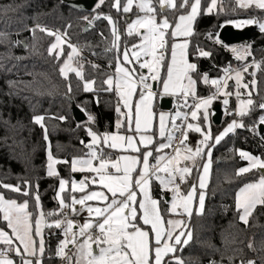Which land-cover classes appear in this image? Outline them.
<instances>
[{
  "label": "snow or ice",
  "instance_id": "obj_1",
  "mask_svg": "<svg viewBox=\"0 0 264 264\" xmlns=\"http://www.w3.org/2000/svg\"><path fill=\"white\" fill-rule=\"evenodd\" d=\"M217 2L218 0H207L206 12L212 13L217 8ZM220 2L222 4L223 0ZM104 3L105 0H98L97 7ZM238 3L242 8L255 5L264 9V0H238ZM201 5L202 0H180L179 6L177 0H155V2L154 0H123V3L122 0H113L112 7L118 12L130 13L133 7L137 9L134 13L136 18L127 23L126 33L129 36L140 37V43L131 47L125 45L121 51L117 22L111 16L103 17L112 25V46L106 50L116 53V67L114 73L107 74L101 81L99 90L115 92L118 95L122 103L117 104L116 111L123 119L117 120L116 133L97 134L91 127L86 129L90 142L85 144L81 141V143L85 144L89 152L85 157L74 158L71 161V171L88 172L93 175L86 176L78 182L72 181L67 202L60 194L65 192L69 180L60 178L59 211L46 213L40 207V196L36 192L33 199L37 211L36 218L33 219L34 214L28 210L27 200L18 202L16 199L6 198L0 192V214H2L0 220L4 222V227L0 228V264H44L45 228L61 230L63 239L59 240L55 255L66 261V264H185L184 259L177 253L182 252L189 244L192 233L188 230L184 219L166 220L165 215L161 213L160 205L162 202L169 204L170 207L167 209L169 215L187 217L189 220L193 215L194 206L197 214H202L205 206L204 189L207 186L206 180L211 165V148L237 128L246 127L242 121L234 119L219 135L215 137L211 135L209 108L217 98V94L222 93L227 87L228 79L233 77L230 75L231 69H225L224 78L209 81L207 74L200 76L197 73L196 63L189 62L191 43L189 38L194 34L193 24L201 14ZM184 9L187 11H183ZM170 10L180 14L170 20L169 16L165 15ZM95 18L100 19V14ZM84 19L88 20V17ZM88 22L92 23L91 20ZM229 23L235 22L229 21ZM242 23L257 24L264 32V20L248 19ZM140 29L145 31L141 33ZM40 30L47 31L48 35L55 37V42L50 45L48 51L50 55L55 52V58L59 60L63 55L61 44L67 41L63 40L61 34L44 28ZM3 35L0 33V36ZM63 36H67V33H63ZM209 39L222 43L218 36L212 34H209ZM68 47L71 51L60 67V73L66 79L69 73H75L82 81L85 92L96 91V80L85 79L82 62L84 58L80 55V49L71 43H68ZM231 50L237 54V59L245 58L240 55L241 50L236 48ZM243 51L247 54L248 47ZM191 55L209 57L211 52L193 45ZM74 63L76 66H73ZM125 64L130 67H126ZM247 67L249 66L246 65L235 74L236 91L223 92L225 96L237 97L239 108L236 115L240 117L249 115L256 108L264 110V101L256 103L252 99L251 91L243 93L247 98L241 99L242 93L239 89L242 72L247 71ZM256 67L258 68L259 65L257 64ZM92 68L98 69L99 65L93 64ZM138 69H147L148 72L144 73ZM162 70L163 78H161ZM193 74L199 76L204 83L210 82L216 86V92L208 97L197 96V79H194ZM150 81H160L163 95L177 96L180 101L179 106L187 107L191 111L177 110L174 116L164 112L155 113L152 102L157 93L153 91ZM250 83L255 85L256 81ZM138 87L141 89L139 93H137ZM242 87L248 89L249 85L245 83ZM134 97L135 103H133ZM189 97L193 100L192 104L188 103ZM223 103L227 105L228 99H224ZM121 108L125 111L121 112ZM189 116L192 121L198 123L188 122ZM57 118L67 119L65 116ZM44 119L45 117L40 115L34 117L35 123L44 128L45 140H47ZM87 119L89 122L95 121V117L91 115ZM177 119L182 120L183 123L176 124ZM154 120L156 132H153ZM199 121L208 125L207 130L201 127ZM261 126H264V115L252 125L251 130L255 133ZM121 128L131 134H121L119 132ZM190 131L201 133L203 136L195 150L186 143ZM177 132L180 133L179 137L176 136ZM157 135L164 142L159 143L155 149L158 155L153 156V151L147 150V146L154 143ZM209 141H212L211 145ZM101 143L111 149L131 150L138 155H120L113 159L112 156L104 154L99 147ZM138 144L144 145L145 151L141 152ZM169 148L172 152L166 153L164 150ZM239 155L250 163L247 167L238 169L237 175L249 173L253 169L264 170V160L243 150L239 151ZM198 157H206L207 163L202 169H197L200 172L197 182L190 185L186 192H182L181 183H187V178L191 176ZM150 158L153 163L149 162ZM48 159L49 176H59L55 164L69 163L54 159L50 148ZM97 161L98 163L94 164ZM182 161L192 163L182 164ZM153 180L161 186V193L164 191L172 193L170 199L153 198L151 195ZM177 180L180 183H177ZM91 184H98L103 190L86 191ZM0 187L22 193L24 196L29 195L26 190L22 192L20 186L2 184ZM198 189L199 194H197ZM75 192L83 195L77 198L72 195ZM90 201H99L102 204L93 205L89 203ZM235 204L239 219L247 224L256 206L264 205V171L255 181L239 187ZM77 205L80 207L77 208ZM65 209L67 211H64ZM82 211L87 212L89 219L80 224L72 217L78 216ZM48 217L56 218L49 220ZM69 244L73 246L72 255L66 252ZM14 257H18L19 260ZM211 264L216 262L212 261ZM241 264L245 262L241 261ZM247 264H255V262L248 261Z\"/></svg>",
  "mask_w": 264,
  "mask_h": 264
},
{
  "label": "trees",
  "instance_id": "obj_2",
  "mask_svg": "<svg viewBox=\"0 0 264 264\" xmlns=\"http://www.w3.org/2000/svg\"><path fill=\"white\" fill-rule=\"evenodd\" d=\"M179 3L180 0H177L178 6ZM206 3L207 0H202L201 14L196 18L194 34L189 38V59L197 64L200 76L207 74L209 78L217 79L223 76L227 67L236 65L240 68L244 63L235 58L226 44L209 39V34L218 36L224 25L231 24L229 21L263 17L264 9L254 6L242 8L236 0H223L221 6L209 14L205 9ZM112 4L113 0H105L99 7L96 5L93 10L84 12L67 0H0V33L4 34L0 36V185L20 186L22 192L26 190L29 195L24 196L3 187H0V191L8 198L27 200L29 211L34 214L33 219L37 211L33 199L36 192L40 196V207L46 213L59 211L56 193L60 178L70 179L73 175L71 161L89 152L85 147L90 142L86 129L91 127L98 134L115 130L119 117L116 111L119 97L115 92L99 90L101 81L107 74L113 73L104 65L111 62L116 67V53L106 50L112 46V25L103 17L111 16L117 22L121 50L125 45L131 47L137 44L140 37L127 35L129 14L118 12ZM97 14H100V19L95 18ZM165 14L171 20L180 13L170 10ZM84 17L92 21L89 30H85L89 22ZM41 28L66 32V37L71 40L66 39L68 43L83 44L86 52L100 61L99 68L93 69V61L82 55L85 79L96 80V91L85 92L82 81L75 73L68 74L67 79L60 73L59 69L69 52L68 44L57 60L55 53L50 55L48 51L55 37L41 31ZM247 42L251 46L250 66L259 65L255 75L256 89L252 94V99L259 103L264 101V35L253 32L252 39ZM193 45L211 52V56L191 55ZM193 76L197 79L198 96L208 97L215 93L213 85L204 83L196 74ZM252 77V73H247L245 80L249 81ZM159 86L160 82L157 84ZM218 103L221 100L216 98L215 104ZM73 104L80 107L87 117L94 116L95 121L89 122L87 119L77 122L72 111ZM232 109L233 100L229 105V110ZM38 115L45 117L43 124L47 128V140L44 128L34 121ZM261 115H264V110L256 108L249 115L239 116V121L249 127ZM59 116L67 119L60 120L57 118ZM232 120L231 114H227L220 125L212 120V136L219 135ZM48 148L57 160L69 162L58 163L59 176L47 174ZM103 150L105 155L115 156V152L109 148ZM240 150L264 158L263 143L245 128L229 133L211 148L212 168L205 189L204 210L202 214L193 212L188 219L192 240L182 252L177 253L185 264H211L212 261L216 264H241V261L245 264L248 261L264 264V205L255 208L247 224L239 219L236 211L235 197L239 187L255 181L260 175L258 171L237 175L238 169L246 164L239 155ZM205 159L201 157L197 161L187 183L181 186L182 192L197 182L200 175L197 169H202ZM69 193L70 190L64 193L66 201ZM152 193L157 199H170L169 192L161 193V187L155 180L152 182ZM168 207L167 203L160 205L165 217L169 216ZM55 218L48 217L49 220ZM0 226H4L1 220ZM44 235V264H59L55 249L59 240L63 239L61 230L45 228Z\"/></svg>",
  "mask_w": 264,
  "mask_h": 264
},
{
  "label": "rangeland",
  "instance_id": "obj_3",
  "mask_svg": "<svg viewBox=\"0 0 264 264\" xmlns=\"http://www.w3.org/2000/svg\"><path fill=\"white\" fill-rule=\"evenodd\" d=\"M237 1V3H238V0H236ZM239 4V3H238ZM219 6H221V2H220V0H218V2H217V8L216 9H214L213 10V12L214 11H216L217 9H218V7ZM254 7H256L255 5H253ZM258 8V7H257ZM136 11H137V9L135 8V7H133V11L132 12H130V13H128L129 14V16H128V21H127V23L128 22H130L132 19H135L136 17H135V15H134V13H136ZM166 15V14H165ZM243 21H245V20H238V21H233V22H235V23H231L232 25H234L236 28H243V26L244 25H246V24H244V23H242ZM127 23H126V28H127ZM145 30L144 29H140V32L141 33H143ZM56 33H58L57 31H56ZM59 34V33H58ZM65 36H62V38H63V40L64 41H67L65 38H64ZM139 37V36H138ZM181 39H183V38H181ZM55 42V41H54ZM53 42V43H54ZM138 43H140V39H139V42ZM137 43V44H138ZM68 44V42L67 43H62L61 44V47L63 48V50H64V47L66 46ZM250 46V44L248 43V42H244V43H242V44H237V45H227V48L228 49H230V51L234 54V56H235V58L237 59V54L236 53H234L231 49L232 48H236V49H239V50H241L240 51V55H242V56H244L245 58L244 59H238V60H240L241 62H243L244 63V66L243 67H240V68H238L236 65L235 66H229V67H227V68H229V69H233V72L231 73V76L233 77V79H228V81H227V87L225 88V89H223V91H222V93H220L219 95H221V98H220V100H221V103L220 104H222L223 103V101H224V97H226L224 94H223V92H235L236 91V88H235V79H234V77H235V74H236V72L238 71V70H241V69H243L246 65L247 66H249V67H247V71H244V72H242V79H241V88L239 89L240 90V92L242 93V95H241V99H246L247 97L246 96H244L243 95V93H245V92H247V91H251L252 92V94H253V91L256 89V84H257V82L255 83V85H253V84H251L250 83V81H253V80H255L256 81V77H255V75H256V71H257V67H256V64H253V67H251L250 66V63L251 62H249V57H251V46ZM245 47H248V53L246 54L244 51H243V49L245 48ZM123 50V49H122ZM121 50V51H122ZM70 51H71V49L69 48V52H68V54L70 53ZM55 53V52H54ZM67 54V55H68ZM67 55L65 56V58H64V61H65V59H66V57H67ZM80 55H81V53H80ZM81 57H82V55H81ZM144 59V57H142V60ZM63 61V62H64ZM83 62V61H82ZM83 64H84V62H83ZM73 66H76V64L74 63V65ZM125 66L126 67H130L129 65H127V64H125ZM137 68H138V66H136ZM226 68V69H227ZM138 71H141L140 69H138ZM247 73H252L253 74V77L249 80V81H246L245 80V75L247 74ZM70 74V73H69ZM225 77V75L223 74V76L222 77H220V78H217V80H220V79H222V78H224ZM209 78V77H208ZM195 79V78H194ZM216 79V78H215ZM211 80H213V79H211V78H209V81H211ZM245 83H248V85H249V87H248V89H244L243 87H242V85L243 84H245ZM209 84H211L210 82H209ZM212 85V84H211ZM232 85V86H231ZM214 86V85H213ZM215 87V92H216V86H214ZM196 94H197V84H196ZM197 96H198V94H197ZM216 100V99H215ZM215 100H213V103H212V105L210 106V108H209V122H210V128H211V135H212V125H213V122H212V116L214 115V113H215V111H214V108H215ZM232 100H233V102H234V106H236L237 107V111H238V108H239V101L237 100V97L235 96V95H232V97L230 98V99H228V101H229V105L231 104V102H232ZM224 104V103H223ZM177 110H179L177 107H173L172 108V110H170L171 111V113H172V115L174 116V114H175V112L177 111ZM234 109H232L231 111L229 110V108L226 110V112H225V114H224V117L227 115V114H231L232 113V111H233ZM180 111V110H179ZM199 115V114H198ZM233 116V115H232ZM234 117V116H233ZM234 119V118H233ZM179 119H177L176 120V123H177V121H178ZM233 121V120H232ZM231 121V122H232ZM188 122H191V123H198V121H192L191 120V117L189 118V120H188ZM231 122H229L228 124H230ZM199 123H200V125H201V127L202 128H204L205 130H207V127H208V125H206V124H204L202 121H199ZM228 124L225 126V128L228 126ZM224 128V129H225ZM223 129V130H224ZM223 130H222V132H223ZM98 134V133H97ZM156 137H158V135L156 136ZM213 137V136H212ZM201 139H203V136H202V134L201 133H197V132H194V131H190L189 133H188V141L186 142L193 150H195V148L198 146V144H199V141L201 140ZM161 142H164L163 140L161 141ZM209 144L211 145L212 144V141H209ZM105 146V145H104ZM99 147L103 150L104 148H103V144L101 143L100 145H99ZM104 151V150H103ZM205 151H207V149H205ZM243 151H245V152H248V153H250L251 155H253V156H256V157H258V158H260L261 160H264V158L263 157H261V156H258V155H255V154H253V153H251V152H249V151H246V150H243ZM48 153H49V148H48ZM52 154V153H51ZM52 156H53V154H52ZM85 157V156H84ZM53 158L54 159H56L54 156H53ZM78 158V157H77ZM242 158V157H241ZM199 159H201V157H198L197 159H196V161H195V164L197 163V161L199 160ZM243 159V158H242ZM243 160H245V159H243ZM246 161V164L243 166V167H247L248 165H249V161H247V160H245ZM49 159H47V170H48V164H49ZM95 163H98V161L97 162H94V164ZM182 164L183 163H189V164H191L192 162L191 161H182L181 162ZM205 163H207V158L205 159V162H204V164ZM203 164V165H204ZM54 167H55V169H56V171L58 172V164H55L54 165ZM211 168H212V159H211V165H210V169H209V176H208V178H207V180H206V185L208 184V181H209V179H210V173H211ZM242 168V167H241ZM252 171H258L260 174H261V172L262 171H264V170H260V169H253ZM251 172V171H250ZM82 175V177L80 178V179H78L77 177H75V175ZM93 174L92 173H88V172H73V175H72V177L70 178V179H66V180H69V184L68 185H66L65 186V192L67 191V190H69L70 188H71V183H72V181H80V180H82V179H84V177H86V176H88V177H90V176H92ZM63 179H65V178H63ZM177 183H180V181L179 180H177ZM181 186H182V183H181ZM161 187V186H160ZM58 190H59V187H58ZM58 190H57V193H56V198H57V200H58ZM92 190H97V191H100V190H103L102 189V186H100V185H98V184H91L90 185V187L88 188V189H86V191H92ZM199 189H198V191H197V194H199ZM204 191H205V189H204ZM1 192V191H0ZM64 192V193H65ZM64 193H61L60 195H62L63 197H64ZM79 194L78 195H76V194H72V195H75L77 198H79L81 195H83L82 193H80V192H78ZM151 195L153 196V194H152V185H151ZM171 195H172V193L171 192H169V196H170V198H171ZM6 197V196H5ZM6 198H8V197H6ZM65 198V197H64ZM138 198H139V194H138ZM153 198H155L154 196H153ZM9 199H13V198H9ZM17 200V199H16ZM18 201V200H17ZM18 202H23V201H18ZM67 202V201H66ZM90 204H93V205H97V204H102V202H99V201H90L89 202ZM258 206V205H257ZM256 206V207H257ZM76 207H80L79 205H77ZM169 207H170V205H169ZM168 207V208H169ZM29 210V209H28ZM193 212H197V210H196V208H195V206H194V208H193ZM79 215H83V220H84V222L87 220V219H89V217H88V214H87V212L86 211H82ZM0 216H2V214H0ZM169 218H172V219H176V218H181V219H184L185 221H186V225H187V228H188V230H190L189 229V225H188V218L187 217H176V216H172V215H169L168 217H165V219L167 220V219H169ZM249 219H250V217H249ZM249 219H248V221H249ZM2 221V220H1ZM4 226H0V228H3ZM145 227H147V226H145ZM7 230V229H6ZM10 231V230H9ZM191 231V230H190ZM192 233V232H191ZM93 248L95 249V246L93 245ZM15 258V257H14ZM16 259V258H15ZM17 260V259H16ZM19 260V259H18ZM17 260V261H18Z\"/></svg>",
  "mask_w": 264,
  "mask_h": 264
},
{
  "label": "water",
  "instance_id": "obj_4",
  "mask_svg": "<svg viewBox=\"0 0 264 264\" xmlns=\"http://www.w3.org/2000/svg\"><path fill=\"white\" fill-rule=\"evenodd\" d=\"M67 2L74 6L76 9L84 12H89L95 8L98 4V0H67ZM91 29V24L87 23L85 30ZM254 27L249 25L243 28H236L232 24L224 25L219 33L218 37L221 42L226 45H237L244 42L250 41L253 37ZM154 89H157V81H154ZM173 98L171 96H163L160 100V106L162 109H171L172 108ZM74 118L77 122H84L87 120L86 113L78 107L76 104H73L72 107ZM214 115L212 120L216 125H220L224 118V110L222 104L218 103L214 108ZM261 133H264V126L259 127ZM82 175H75L77 178H81Z\"/></svg>",
  "mask_w": 264,
  "mask_h": 264
},
{
  "label": "crops",
  "instance_id": "obj_5",
  "mask_svg": "<svg viewBox=\"0 0 264 264\" xmlns=\"http://www.w3.org/2000/svg\"><path fill=\"white\" fill-rule=\"evenodd\" d=\"M196 21V20H195ZM194 25H195V22H194V24H193V32H194ZM65 38V37H64ZM66 39V38H65ZM81 53V52H80ZM82 55V54H81ZM188 59H189V57H188ZM189 62H191L190 61V59H189ZM114 69H115V67H114ZM142 72H144V73H146L148 70L147 69H140ZM113 71V70H112ZM113 73H114V71H113ZM161 73H162V71H161ZM194 77V76H193ZM158 82H160V81H157V84H158ZM140 88L138 87L137 88V93H139L140 92ZM154 92H156L157 93V96L153 99V102H152V109H153V111L155 112V113H157V114H159V113H161V112H164V113H170V114H172L171 113V111L170 110H172V108H173V106H172V108L171 109H162L161 108V106H160V100H161V98L163 97V96H165V95H163V89H162V85H161V83H160V86L159 87H157V89L154 91ZM168 96H172V95H168ZM120 100V99H119ZM119 103H122V101H119ZM133 103H135V97H134V99H133ZM179 109V108H178ZM180 111H182V112H188V108L187 107H183V109H179ZM123 111H125V109H123V108H121V112H123ZM118 115H119V117H118V119H123V117H121L120 116V114L118 113ZM117 119V120H118ZM117 120H116V122H115V130L113 131V132H109V133H116L117 132V128H116V123H117ZM183 121L182 120H178L177 121V123L176 124H181ZM169 124H170V122H169ZM119 132L121 133V134H124V135H128V134H131V133H129V132H126L125 131V129L124 128H121V129H119ZM153 132H156V122H155V120H154V123H153ZM137 141H138V139H139V136L137 135ZM161 138H159V137H156V139L154 140V143L153 144H150V145H148L147 146V150H149V151H153V156H156V155H158V153L155 151V149H156V147L159 145V143H161ZM138 146L140 147V149H141V152H143V151H145V147H144V145H140V144H138ZM106 146H104L103 145V148H105ZM106 148H108V147H106ZM112 152H115V156L114 157H112L113 159H115L116 157H118V156H120V155H138V153H135V152H133V151H131V150H127V151H125V150H120V149H111V148H109ZM166 153H170V150L169 149H165L164 150ZM149 162L150 163H153L154 161L152 160V158H150V160H149ZM139 170V169H138ZM82 177V176H81ZM78 179H80V178H78ZM208 183H209V181H208ZM183 184V183H182ZM208 185V184H207ZM207 187V186H206ZM70 190V189H69ZM73 194H76V195H78L79 193L78 192H75V193H73ZM153 194V193H152ZM157 199V198H156ZM77 208H79V207H77ZM77 217V219L79 220V222H80V224H82V223H84V220H83V215H78V216H76ZM74 231H75V229H74ZM95 246V245H94ZM17 260L19 259L18 257H15ZM74 260H75V258H74Z\"/></svg>",
  "mask_w": 264,
  "mask_h": 264
},
{
  "label": "built area",
  "instance_id": "obj_6",
  "mask_svg": "<svg viewBox=\"0 0 264 264\" xmlns=\"http://www.w3.org/2000/svg\"><path fill=\"white\" fill-rule=\"evenodd\" d=\"M253 19L264 20V16H263V17H255V18H253ZM249 25H251V26L254 27V32H257V33H260V34L264 35V32L261 31V29L259 28V26H258L257 24H246V25H244V27H245V26H249ZM57 32L63 36V33L59 32L58 30H57ZM65 38H66L68 41L71 42V40L68 39L66 36H65ZM73 45L77 46V47L80 49L81 54H82V55H85V56H88V57L93 61V63H94L95 65H99V64H101L100 61H99L96 57H94L93 55H91V54H89V53L86 52V50L84 49L83 44H75V43H73ZM104 66H105L106 68L110 69V70L115 71V69H114V67L112 66L111 62H107ZM227 69H229V68H227ZM147 72H148V71H147ZM147 72H146V73H147ZM232 72H233V69H231L230 75H231ZM224 75H225V71H224ZM150 82L152 83L153 91H155V89H154V81H150ZM171 97L173 98L172 106H173V107H177V108H179V109H183V107H180V106H179V104H180L179 98H178L177 96H171ZM231 97H232V96H226V97H224V99H230ZM217 98L220 99V98H221V95L217 94ZM188 103H189V104H192V103H193V100H192L191 97L188 98ZM222 106H223V110H224V114H225L226 110L229 108V104H227V105L222 104ZM190 111H191V109L188 108V112H190ZM236 112H237V107L234 106V110L232 111L231 115L234 116L233 118H234L235 120L239 121V116L236 115ZM189 118H190V116H189ZM234 119H233V120H234ZM258 120H259V119H258ZM258 120L255 121L254 123L258 122ZM182 123H183V122H182ZM254 123H253V124H254ZM253 124H252V125H253ZM252 125L249 126V127H245V129H247V130L249 131V133H250L252 136L256 137V138H257L261 143H263V145H264V133H261L260 130H259V128H257V131L254 133V132L251 130ZM239 129H244V128H237L236 130H239ZM236 130H235V131H236ZM176 136L179 137V136H180V133L177 132V133H176ZM174 146H175V145H174ZM169 150H170V153H171V152H172V149L169 148ZM64 211H67V210L65 209ZM72 218H73V220H74L75 222L80 223L76 216H73ZM66 252H67L68 255H72V253H73V246H72L71 244L68 245V247H67V249H66ZM56 259L58 260L59 264H66V261L61 260V259H60L59 257H57V256H56Z\"/></svg>",
  "mask_w": 264,
  "mask_h": 264
}]
</instances>
